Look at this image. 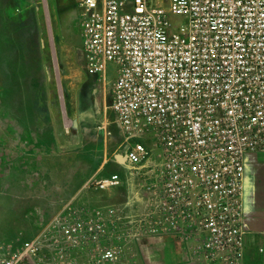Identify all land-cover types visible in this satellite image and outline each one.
Masks as SVG:
<instances>
[{"label":"built area","instance_id":"obj_1","mask_svg":"<svg viewBox=\"0 0 264 264\" xmlns=\"http://www.w3.org/2000/svg\"><path fill=\"white\" fill-rule=\"evenodd\" d=\"M76 1L85 68L111 86L148 205L120 222L76 195L38 234L1 248L0 264H136L146 236L241 264L246 156L264 152V0Z\"/></svg>","mask_w":264,"mask_h":264},{"label":"rangeland","instance_id":"obj_2","mask_svg":"<svg viewBox=\"0 0 264 264\" xmlns=\"http://www.w3.org/2000/svg\"><path fill=\"white\" fill-rule=\"evenodd\" d=\"M83 58L76 0H0V249L57 215L64 204L47 208L35 194L57 192L60 177L68 194L81 180L93 187V143H104L94 124L110 110L111 86Z\"/></svg>","mask_w":264,"mask_h":264},{"label":"crops","instance_id":"obj_3","mask_svg":"<svg viewBox=\"0 0 264 264\" xmlns=\"http://www.w3.org/2000/svg\"><path fill=\"white\" fill-rule=\"evenodd\" d=\"M108 108L110 110L101 112L94 124L97 138L102 135L104 143H93L92 150L97 160L92 162L90 168L98 178L119 174L123 185L107 190L92 187L90 191L81 180L80 187H76L78 189L73 194H68L65 175L58 179L57 192L35 194V199L42 201L39 203L44 206L55 209L65 204L69 198L79 195L81 203L102 208L106 212L111 209L113 217L120 222L135 223L148 205L146 192L141 187L136 167L126 159V131L115 110L111 105ZM148 143L152 145L151 141ZM156 160V150L153 148L149 161ZM82 162L79 159L76 161V172L82 171ZM74 179L78 181L79 176H74ZM243 202L245 249L241 264H264V152H249L246 156ZM135 260L136 264H209L203 258L193 255L188 244L160 236L140 238L135 245Z\"/></svg>","mask_w":264,"mask_h":264}]
</instances>
